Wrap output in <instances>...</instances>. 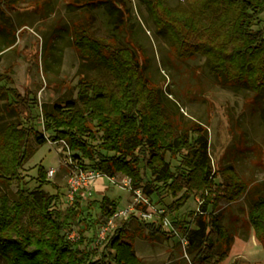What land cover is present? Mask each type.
Returning <instances> with one entry per match:
<instances>
[{
	"label": "trees",
	"instance_id": "obj_1",
	"mask_svg": "<svg viewBox=\"0 0 264 264\" xmlns=\"http://www.w3.org/2000/svg\"><path fill=\"white\" fill-rule=\"evenodd\" d=\"M140 1L180 57L201 54L221 83L244 85L256 93L264 90V0H185L180 8L166 0ZM130 4L131 0H72L69 6L72 10H102L117 28L131 11ZM71 29L72 44L85 58L109 65L113 79L107 83L81 76L76 98L51 108L43 105L44 128L50 136L38 128L36 99L0 84V97L8 99L7 111L22 115L0 132V182H23L16 198L0 189V258L5 264H143L134 244L125 239L128 220L108 237L101 253L89 242L82 248L83 237L78 243L68 238L69 228L80 216V198L62 209L57 194L45 195L23 181L22 169L34 138L39 145L65 141L82 166L98 168L110 177H129L134 188L156 197L174 216V228L187 238L186 250L193 261H225L234 240L215 209L222 199L235 202L247 195L250 184L233 164L213 166L208 135L200 124L193 129L195 137L178 133L129 47L94 36L77 23ZM9 46H0V53ZM168 153L178 161L175 169L166 160ZM39 177L45 184L43 167ZM195 194L203 199L204 213L196 214L193 227L175 214ZM168 195L175 199L168 201ZM88 206L101 212L99 218L90 210L86 214L88 228H94L114 215L118 202L103 197ZM128 219H136L152 239L175 236L155 221L134 215ZM248 219L255 238L264 243V193L256 194Z\"/></svg>",
	"mask_w": 264,
	"mask_h": 264
},
{
	"label": "rangeland",
	"instance_id": "obj_2",
	"mask_svg": "<svg viewBox=\"0 0 264 264\" xmlns=\"http://www.w3.org/2000/svg\"><path fill=\"white\" fill-rule=\"evenodd\" d=\"M166 2L173 8L185 5V0ZM71 3L72 0H0V46L12 44L0 53V84L36 99L34 115L38 128L50 136L51 132L44 128L43 105L51 108L55 103L76 98L81 76L107 83L113 79L109 65L96 58H85L72 44L73 23L86 27L94 36L112 39L119 47H129L178 133L188 132L195 137L193 129L200 124L208 135L213 166L235 165L251 188L235 202L222 199L215 209L234 240L229 257L223 262L193 261L180 236L152 239L136 219L128 217L118 220V226L128 220L125 239L134 244L143 264H264V243L255 238L248 219L256 194L264 193V90L256 93L244 85L221 83L209 71L206 57L201 54L180 57L165 33L157 30L147 5L140 0H131V11L117 28L102 10H72ZM7 101L5 95L0 97V132L9 122L22 119L17 111H7ZM66 144L48 141L39 145L32 138L33 150L22 169L23 181L45 195L57 194L62 209L70 205L67 193L73 159ZM166 160L175 169L177 159L168 153ZM40 167L45 169V184L39 177ZM52 168L55 173L50 176L48 171ZM127 180L122 174H116L114 179L105 178L101 190L94 187L93 195L79 199L80 216L69 228L79 235L74 242L83 237L82 248L88 247L89 242L98 253L103 251L118 226L98 240L100 225L88 228L86 214L90 210L99 218L101 212L88 205L92 200L108 197L118 202L119 209L128 207L134 195ZM22 183L0 182V189L16 198ZM150 198L163 207L156 197ZM167 199L171 202L175 198L168 195ZM201 199L200 194L192 195L175 217L195 227ZM169 216L173 221L174 216ZM0 264H5L2 258Z\"/></svg>",
	"mask_w": 264,
	"mask_h": 264
},
{
	"label": "built area",
	"instance_id": "obj_3",
	"mask_svg": "<svg viewBox=\"0 0 264 264\" xmlns=\"http://www.w3.org/2000/svg\"><path fill=\"white\" fill-rule=\"evenodd\" d=\"M66 143V142H65ZM67 145V144H66ZM68 147V145H67ZM70 151V149L68 148ZM71 153V151H70ZM71 170L69 172V190L67 193V201L72 204L78 200V198L88 197L93 195L94 184L99 179H114L115 176L110 177L104 171L94 168L91 166H82L77 161L71 159ZM49 175L52 176L55 173V169L52 168L48 171ZM129 178V177H128ZM130 184L132 194L134 195L133 201L126 206L124 209L117 208L114 215L105 223L101 224L99 227L98 240H102L109 234L113 229L118 226V220L124 219V217H130L131 215L146 221H155L161 224L166 230L173 231L175 236H180L181 240L187 245L188 240L186 237L182 236L178 230L174 228L173 221L170 218L164 207H159L153 203L151 198L144 194L141 188H134L131 179L127 180ZM116 182V181H115ZM203 199L200 200V205L198 206L197 213H204L201 208ZM127 218V219H128ZM68 238L71 241L77 240L79 235L75 231L68 230Z\"/></svg>",
	"mask_w": 264,
	"mask_h": 264
},
{
	"label": "crops",
	"instance_id": "obj_4",
	"mask_svg": "<svg viewBox=\"0 0 264 264\" xmlns=\"http://www.w3.org/2000/svg\"><path fill=\"white\" fill-rule=\"evenodd\" d=\"M105 184V179H99L95 184L94 187L97 188L98 190H101V188L104 186ZM93 187V188H94ZM129 201V200H128ZM121 203H123V200H121Z\"/></svg>",
	"mask_w": 264,
	"mask_h": 264
}]
</instances>
